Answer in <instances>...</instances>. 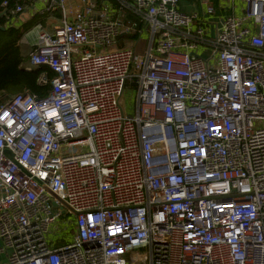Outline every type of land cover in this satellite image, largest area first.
Returning a JSON list of instances; mask_svg holds the SVG:
<instances>
[{
  "label": "built area",
  "instance_id": "obj_1",
  "mask_svg": "<svg viewBox=\"0 0 264 264\" xmlns=\"http://www.w3.org/2000/svg\"><path fill=\"white\" fill-rule=\"evenodd\" d=\"M22 1L4 28L60 19L19 40L48 93L0 96V264H264V0L212 34L183 0Z\"/></svg>",
  "mask_w": 264,
  "mask_h": 264
},
{
  "label": "trees",
  "instance_id": "obj_2",
  "mask_svg": "<svg viewBox=\"0 0 264 264\" xmlns=\"http://www.w3.org/2000/svg\"><path fill=\"white\" fill-rule=\"evenodd\" d=\"M7 2V12L24 6L22 0H0V95L9 97L23 91H28L38 98L44 97L49 91V85L38 83L40 73L45 70L43 67L29 68L27 56L22 55L18 41L28 31L33 21L42 20L32 18L27 24L19 28H4L5 16L1 15V4ZM42 16V15H41ZM30 30V29H29ZM131 38H136L132 36ZM52 74H49V77Z\"/></svg>",
  "mask_w": 264,
  "mask_h": 264
},
{
  "label": "rangeland",
  "instance_id": "obj_3",
  "mask_svg": "<svg viewBox=\"0 0 264 264\" xmlns=\"http://www.w3.org/2000/svg\"><path fill=\"white\" fill-rule=\"evenodd\" d=\"M242 1V0H241ZM243 4L245 5V2L242 1ZM79 5L78 1L77 0H64V6H65V10H66V14H67V18H68V21H71V19L73 18V11L75 10V8H77ZM59 12H56V14H52V17L53 19L49 18L50 16L45 14V16H39V20L41 19L42 22L40 21H33L30 25H29V29L31 30L33 28V26L37 23H41L44 27H46L47 29H49L50 31L52 30V27L58 23V19H55L57 18V16H59ZM37 18V19H38ZM48 18V19H47ZM46 19H47V22L49 25L46 24ZM29 22V20L26 18L24 24H27ZM28 25V24H27ZM28 29V30H29ZM22 37V36H21ZM20 37V39H21ZM19 39V40H20ZM29 41H33V36L31 35H28V38H27ZM18 45L20 46V49H21V53L22 55L24 56H27V54L31 51V48H29L27 45L25 44H19V41H18ZM119 48L118 45H112L110 46L107 50H103V51H99V52H107V51H115ZM136 51H138V49L136 48ZM28 60V59H27ZM133 91L134 89L133 88H127L124 92V95H123V98L121 100V103L123 105V107L125 108V110L131 114L132 113V103L131 101H133ZM1 96V95H0ZM4 99H2L3 101ZM74 219V216L73 215H70V214H67L61 218H59L58 222H57V226L53 228V230L50 232V235H49V239L51 242H53L54 244L56 245H61V244H64L65 242H68L71 240L72 236H73V232H69L66 230L68 229L69 227H71V221ZM64 221H67L68 223V227H65V225L63 224ZM62 242V243H60ZM3 246V243L0 241V247ZM143 252V251H141ZM6 253H7V250H6ZM134 253H138L137 252H134ZM5 256H0V258H3Z\"/></svg>",
  "mask_w": 264,
  "mask_h": 264
},
{
  "label": "crops",
  "instance_id": "obj_4",
  "mask_svg": "<svg viewBox=\"0 0 264 264\" xmlns=\"http://www.w3.org/2000/svg\"><path fill=\"white\" fill-rule=\"evenodd\" d=\"M77 1L79 5L77 8H75L72 15H74L77 12V10L80 9L81 7L79 0ZM206 5H210L213 7L212 14L206 13ZM177 8L179 11L183 13L197 14L202 19L204 23V27L208 29L210 34H212L214 33L216 24L220 25V23L227 17L240 16L244 12L246 5H244L241 0H234L230 3H228L227 0H183L178 4ZM26 16L29 17L28 15H25V17ZM39 16L41 15H37L35 17L38 18ZM42 16H45V15H42ZM47 19H46V24L49 25L47 22ZM55 19H58L59 21L60 16H57V18ZM1 259L2 258H0V260Z\"/></svg>",
  "mask_w": 264,
  "mask_h": 264
},
{
  "label": "water",
  "instance_id": "obj_5",
  "mask_svg": "<svg viewBox=\"0 0 264 264\" xmlns=\"http://www.w3.org/2000/svg\"><path fill=\"white\" fill-rule=\"evenodd\" d=\"M2 15V14H1ZM30 68V67H29Z\"/></svg>",
  "mask_w": 264,
  "mask_h": 264
}]
</instances>
